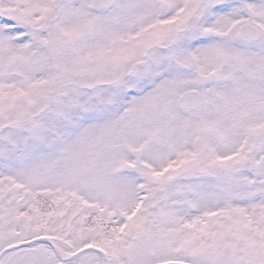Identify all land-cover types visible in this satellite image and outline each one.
I'll return each mask as SVG.
<instances>
[{"label":"snow or ice","instance_id":"obj_1","mask_svg":"<svg viewBox=\"0 0 264 264\" xmlns=\"http://www.w3.org/2000/svg\"><path fill=\"white\" fill-rule=\"evenodd\" d=\"M0 264H264V0H0Z\"/></svg>","mask_w":264,"mask_h":264}]
</instances>
